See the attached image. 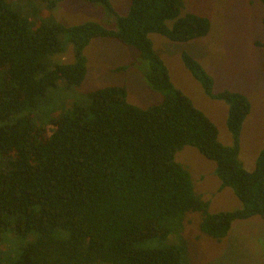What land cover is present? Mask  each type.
<instances>
[{"label":"trees","instance_id":"1","mask_svg":"<svg viewBox=\"0 0 264 264\" xmlns=\"http://www.w3.org/2000/svg\"><path fill=\"white\" fill-rule=\"evenodd\" d=\"M41 1L52 10L61 0ZM85 1L104 5L115 15L116 28L93 21L34 24L0 0V227L34 234L13 264H189L188 212L199 213V230L217 241L234 221L256 216L264 223V140L251 170L239 159L247 96L214 92L203 65L180 53L204 94L227 105L232 142L221 143L217 126L170 81L149 37L186 42L205 36L209 19L180 16L182 0H130L124 15L110 0ZM259 1L264 35V0ZM97 37L133 47L148 62L144 76L162 100L141 108L128 102L124 84L107 85L87 92V104L52 118L49 128L35 125L29 112L49 90L60 82L65 88L80 85L84 49ZM66 44L72 62H50ZM255 45L264 49V36ZM184 146L214 162L218 191L230 188L238 208L209 210V200L195 191L189 170L175 158ZM149 241L159 246L145 247Z\"/></svg>","mask_w":264,"mask_h":264},{"label":"rangeland","instance_id":"2","mask_svg":"<svg viewBox=\"0 0 264 264\" xmlns=\"http://www.w3.org/2000/svg\"><path fill=\"white\" fill-rule=\"evenodd\" d=\"M8 2L13 10L34 24L45 21L69 26L93 21L104 27L116 28L115 15L97 2L61 0L52 10H48L41 0ZM110 2L118 15L127 13L130 0ZM187 12L206 16L210 21L208 33L186 42L171 41L151 33L149 37L154 51L164 61L173 85L217 126L218 138L223 144L232 142L225 123L227 105L204 94L201 84L182 64L180 53L188 52L203 65L214 80V92L229 89L247 96L250 111L240 133L239 159L244 168L251 170L264 140V49L255 45V41H263L264 36L261 2L182 0L180 16ZM166 23L170 26L173 20ZM62 40L65 41L64 36ZM84 55L86 74L80 85L65 88L60 82L58 87L49 90L29 112L35 125L49 128L52 118L69 111L75 104H87V92L107 85L124 84L128 102L141 108L162 100V94L144 76L148 62L141 59L133 47L116 39L97 37L90 40ZM48 59L56 63L72 62L71 45L66 44L64 52ZM124 64L128 67L114 70ZM22 114L12 115L6 123L14 122ZM175 158L189 170L195 191L209 200L210 211L233 210L240 206L230 188L218 191L219 180L213 173V161L203 157L191 146H184ZM186 215L184 235L188 241L189 264H264L261 241V238L264 239V223L260 218L254 216L234 221L227 236L217 241L199 230V213L188 212ZM33 239V233L21 236L9 226L0 227V264H13L22 246ZM144 246L157 247L159 243L149 241Z\"/></svg>","mask_w":264,"mask_h":264}]
</instances>
